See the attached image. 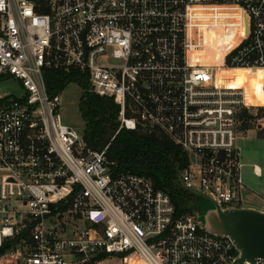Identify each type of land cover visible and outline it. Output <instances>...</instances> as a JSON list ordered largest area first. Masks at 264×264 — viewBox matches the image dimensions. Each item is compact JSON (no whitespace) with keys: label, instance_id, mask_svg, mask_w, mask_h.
Wrapping results in <instances>:
<instances>
[{"label":"built area","instance_id":"1","mask_svg":"<svg viewBox=\"0 0 264 264\" xmlns=\"http://www.w3.org/2000/svg\"><path fill=\"white\" fill-rule=\"evenodd\" d=\"M235 69L264 76V0H0V264H264L89 148L46 85L76 74L120 107L119 130L165 135L188 156L182 181L228 210L251 191L237 145L251 106L219 81ZM11 80L20 96L2 94Z\"/></svg>","mask_w":264,"mask_h":264},{"label":"trees","instance_id":"2","mask_svg":"<svg viewBox=\"0 0 264 264\" xmlns=\"http://www.w3.org/2000/svg\"><path fill=\"white\" fill-rule=\"evenodd\" d=\"M224 80L228 86H243L247 82L243 73L221 70L219 81ZM71 84L79 85L84 91L79 108L86 123L83 135L89 148L102 151L109 145L108 157L117 163L120 171L148 177L157 189L169 195L176 209V217L200 210L205 200L186 189L179 177V172H183L189 163L188 156L180 147L157 131L119 130L120 107L112 99L90 92L88 83L76 74L66 75L57 71L46 73L47 91L51 96L64 92ZM263 87V74L254 72L252 90L255 102L264 101ZM242 117L245 118L244 129H251L247 121L253 116L244 110ZM8 248L9 245L1 248L0 256Z\"/></svg>","mask_w":264,"mask_h":264},{"label":"rangeland","instance_id":"3","mask_svg":"<svg viewBox=\"0 0 264 264\" xmlns=\"http://www.w3.org/2000/svg\"><path fill=\"white\" fill-rule=\"evenodd\" d=\"M227 37L222 57H224V55L228 57L233 45L236 43L235 36L232 32H229ZM224 83H226V81ZM1 92L4 95L20 96L23 89L18 81L11 80L7 83L1 84ZM83 94L84 91L79 85H69L62 95V109L60 113L62 120L66 125L81 133H84L86 129V123L79 108ZM248 112L253 116V119L247 121L251 129H244L243 124L245 118L242 117V126L239 130V138L237 141V145L241 151L242 163L245 164L242 169V175L244 176L246 185L252 190L249 191V193L258 192L264 195V126H262L264 125V106L257 105L250 107ZM254 164H257L262 168V177L259 178L254 175ZM246 196L249 195L246 193ZM211 207L212 204L209 201H204L201 204L202 209ZM198 212L199 211H197V213Z\"/></svg>","mask_w":264,"mask_h":264},{"label":"water","instance_id":"4","mask_svg":"<svg viewBox=\"0 0 264 264\" xmlns=\"http://www.w3.org/2000/svg\"><path fill=\"white\" fill-rule=\"evenodd\" d=\"M182 181V175L179 172ZM183 186L195 195L209 201L211 208L200 209V225L208 232L229 237L240 252L238 262L264 259V211L253 208L222 210L219 204L197 187Z\"/></svg>","mask_w":264,"mask_h":264},{"label":"bare ground","instance_id":"5","mask_svg":"<svg viewBox=\"0 0 264 264\" xmlns=\"http://www.w3.org/2000/svg\"><path fill=\"white\" fill-rule=\"evenodd\" d=\"M229 71H235L245 74L246 76V84L243 86H230L232 88H238V87H244L246 89V101L249 106H264V101L262 103L255 102L253 99V90H252V75L254 72H260L263 74L261 70H245V69H235V70H229ZM264 77V76H263Z\"/></svg>","mask_w":264,"mask_h":264},{"label":"crops","instance_id":"6","mask_svg":"<svg viewBox=\"0 0 264 264\" xmlns=\"http://www.w3.org/2000/svg\"><path fill=\"white\" fill-rule=\"evenodd\" d=\"M244 166H245V164H243V168H244ZM254 169H256L260 174V176H257V177H259V178L262 177V174H263L262 168L259 165L254 164L253 173H254ZM254 175H255V173H254ZM243 179H244V176H243ZM244 181H245V179H244ZM246 193L249 195V196H246V198H247L246 208H253V209H258V210L264 211V195H262L261 193H258V192H252V193L246 192Z\"/></svg>","mask_w":264,"mask_h":264}]
</instances>
